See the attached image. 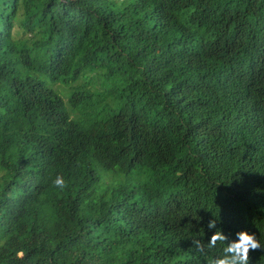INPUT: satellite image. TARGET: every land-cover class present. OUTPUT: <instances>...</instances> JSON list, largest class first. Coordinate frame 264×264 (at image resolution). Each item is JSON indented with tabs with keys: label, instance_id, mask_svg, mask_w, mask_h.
Segmentation results:
<instances>
[{
	"label": "trees",
	"instance_id": "16d2710c",
	"mask_svg": "<svg viewBox=\"0 0 264 264\" xmlns=\"http://www.w3.org/2000/svg\"><path fill=\"white\" fill-rule=\"evenodd\" d=\"M260 59L264 0H0V264H210L215 231L264 248Z\"/></svg>",
	"mask_w": 264,
	"mask_h": 264
},
{
	"label": "clouds",
	"instance_id": "9594fccd",
	"mask_svg": "<svg viewBox=\"0 0 264 264\" xmlns=\"http://www.w3.org/2000/svg\"><path fill=\"white\" fill-rule=\"evenodd\" d=\"M258 68H264V60L260 59V66ZM260 75H264V70L258 69L254 79L258 80ZM58 84L54 85V88ZM262 115L264 117V109H261ZM248 124H251V127L254 132H257L259 129V141L260 147L264 146V118L257 114H247ZM114 175L117 177H122L123 179L120 181H116L107 185H115L119 182H126L128 179H137L135 174L124 175L114 172H103L101 175V181L103 176ZM138 180V179H137ZM51 186L63 190L66 187L65 178L62 175L57 174L55 178L51 181ZM215 227V221H210L208 224V228L212 229ZM236 239L228 241L226 243V237L221 233V231H215L208 242L206 243L209 246L215 247L217 241H221L224 243V247L222 249V255L218 257H214L210 264H251V259L249 256V250H257L264 249L261 248L259 240L256 238L254 234L249 233L248 231L241 230L235 233ZM193 244L196 245L198 250H202L204 247L202 240L193 241ZM16 257H22L24 255L22 250H17L15 253Z\"/></svg>",
	"mask_w": 264,
	"mask_h": 264
},
{
	"label": "rangeland",
	"instance_id": "374dc122",
	"mask_svg": "<svg viewBox=\"0 0 264 264\" xmlns=\"http://www.w3.org/2000/svg\"><path fill=\"white\" fill-rule=\"evenodd\" d=\"M60 89H62V87ZM122 179L123 178L121 176L120 177H117V176H114V175H110V176H105L104 175L102 177V181L105 182V183H109V184L114 183L116 181H120Z\"/></svg>",
	"mask_w": 264,
	"mask_h": 264
}]
</instances>
